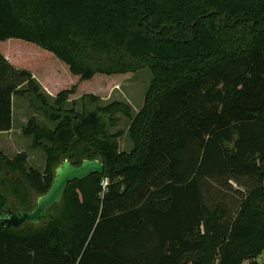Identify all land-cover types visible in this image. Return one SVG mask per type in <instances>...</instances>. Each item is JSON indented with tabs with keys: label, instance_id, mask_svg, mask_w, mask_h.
I'll return each instance as SVG.
<instances>
[{
	"label": "trees",
	"instance_id": "obj_1",
	"mask_svg": "<svg viewBox=\"0 0 264 264\" xmlns=\"http://www.w3.org/2000/svg\"><path fill=\"white\" fill-rule=\"evenodd\" d=\"M141 69L152 81L136 114L101 104ZM15 95L49 124L33 115L23 128L42 169L0 150V264H257L264 0H0V133L13 127ZM118 114L134 134L128 153L112 131ZM86 159L105 174L70 182L53 218L2 224L8 209L35 208L62 162ZM115 175L123 182L101 197ZM225 175L258 181L233 213L204 198L203 178Z\"/></svg>",
	"mask_w": 264,
	"mask_h": 264
},
{
	"label": "rangeland",
	"instance_id": "obj_2",
	"mask_svg": "<svg viewBox=\"0 0 264 264\" xmlns=\"http://www.w3.org/2000/svg\"><path fill=\"white\" fill-rule=\"evenodd\" d=\"M151 81L152 73L149 69L136 71L128 75L121 83H117L114 87L112 86L108 89V94L105 95L101 104L106 105L113 101H122L128 103L132 107L133 113L136 114L144 104ZM26 88L27 84L24 83L21 89L25 90ZM42 92L53 105L55 98L43 87ZM67 105L70 107L71 102H68ZM13 106L15 114L14 128L11 132L0 133V150L10 156H14L17 152L25 151L29 156V165L42 169L45 163V154L31 147L32 138L24 136L23 128L27 120L33 115H36L41 124H49V121L42 112L34 109L30 101L22 95L14 96ZM78 108H81V105L78 104ZM118 116L120 121L112 128V131L119 134L120 152L128 153L136 147L134 134L131 133L130 121L121 114H118ZM106 178H108L109 186L112 182H123L122 178L117 175L113 176V178L111 176ZM202 182L204 198L207 204L214 208L223 203L232 213L237 211L244 194L258 185V181L255 178L248 176H210L203 178ZM260 256L257 263L264 264V251ZM244 264L249 263L245 261Z\"/></svg>",
	"mask_w": 264,
	"mask_h": 264
},
{
	"label": "water",
	"instance_id": "obj_3",
	"mask_svg": "<svg viewBox=\"0 0 264 264\" xmlns=\"http://www.w3.org/2000/svg\"><path fill=\"white\" fill-rule=\"evenodd\" d=\"M91 174L104 175L105 164L98 159H86L80 165H73L69 160H65L56 168L50 189L46 194L38 197L35 208L32 211L20 210L18 212L8 209L2 224L18 228L27 222L39 224L45 219L53 218V213H49L48 210L53 204L61 201L67 185Z\"/></svg>",
	"mask_w": 264,
	"mask_h": 264
},
{
	"label": "built area",
	"instance_id": "obj_4",
	"mask_svg": "<svg viewBox=\"0 0 264 264\" xmlns=\"http://www.w3.org/2000/svg\"><path fill=\"white\" fill-rule=\"evenodd\" d=\"M109 187V181L108 178H104L101 182V188H102V192H101V197H103L105 195V193L107 192Z\"/></svg>",
	"mask_w": 264,
	"mask_h": 264
},
{
	"label": "crops",
	"instance_id": "obj_5",
	"mask_svg": "<svg viewBox=\"0 0 264 264\" xmlns=\"http://www.w3.org/2000/svg\"><path fill=\"white\" fill-rule=\"evenodd\" d=\"M14 120H15V114H14V106H13V127H12V129H11L10 131H8V132H11V131L13 130V128H14ZM260 257H261V256H260ZM260 257H258L257 260H258ZM257 264H258V263H257Z\"/></svg>",
	"mask_w": 264,
	"mask_h": 264
},
{
	"label": "flooded vegetation",
	"instance_id": "obj_6",
	"mask_svg": "<svg viewBox=\"0 0 264 264\" xmlns=\"http://www.w3.org/2000/svg\"><path fill=\"white\" fill-rule=\"evenodd\" d=\"M6 216H7V214H6Z\"/></svg>",
	"mask_w": 264,
	"mask_h": 264
}]
</instances>
